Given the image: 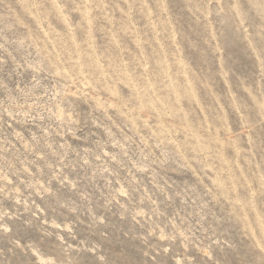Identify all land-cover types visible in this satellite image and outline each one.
<instances>
[{
	"label": "rangeland",
	"instance_id": "374dc122",
	"mask_svg": "<svg viewBox=\"0 0 264 264\" xmlns=\"http://www.w3.org/2000/svg\"><path fill=\"white\" fill-rule=\"evenodd\" d=\"M0 264H264V0H0Z\"/></svg>",
	"mask_w": 264,
	"mask_h": 264
}]
</instances>
